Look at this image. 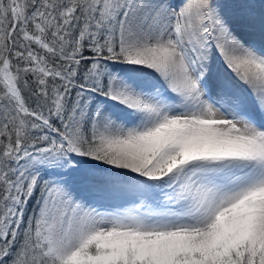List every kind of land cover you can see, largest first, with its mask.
<instances>
[{"label": "snow or ice", "instance_id": "6c2138e0", "mask_svg": "<svg viewBox=\"0 0 264 264\" xmlns=\"http://www.w3.org/2000/svg\"><path fill=\"white\" fill-rule=\"evenodd\" d=\"M257 116L264 0H0V264H264Z\"/></svg>", "mask_w": 264, "mask_h": 264}, {"label": "rangeland", "instance_id": "374dc122", "mask_svg": "<svg viewBox=\"0 0 264 264\" xmlns=\"http://www.w3.org/2000/svg\"><path fill=\"white\" fill-rule=\"evenodd\" d=\"M172 1H174V2L176 1L175 4H179L181 2V0H172ZM253 3L255 5L256 12L260 13L262 0H253Z\"/></svg>", "mask_w": 264, "mask_h": 264}, {"label": "bare ground", "instance_id": "6f19581e", "mask_svg": "<svg viewBox=\"0 0 264 264\" xmlns=\"http://www.w3.org/2000/svg\"><path fill=\"white\" fill-rule=\"evenodd\" d=\"M169 2L175 4L176 1L174 2V1H172V0H169ZM257 15H259V13H257ZM257 42L259 43V39H258V37H257ZM225 71H227V70L225 69ZM229 75H230V74H229ZM233 79H234V78H233ZM240 87H242V86H240ZM256 119H257V122H258V123H260V122H264V121H261V120H260V117H259V116H257Z\"/></svg>", "mask_w": 264, "mask_h": 264}]
</instances>
